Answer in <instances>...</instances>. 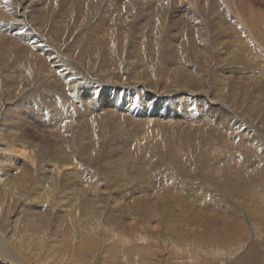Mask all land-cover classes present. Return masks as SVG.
Returning <instances> with one entry per match:
<instances>
[{"label": "bare ground", "instance_id": "6f19581e", "mask_svg": "<svg viewBox=\"0 0 264 264\" xmlns=\"http://www.w3.org/2000/svg\"><path fill=\"white\" fill-rule=\"evenodd\" d=\"M203 1L201 6L199 2ZM209 1L0 0V253L9 257L14 264L41 262L38 252L34 262L24 259L21 245L17 248V243L14 242L17 238L15 236L22 235L31 225L36 230L29 232L32 236L28 235L27 238L33 239L34 235L37 238L39 231L45 229L47 224L48 229H53L50 225H55L59 216L63 219L64 227L80 234L79 240L74 243L78 254V243L81 241L85 245L90 244L88 247L91 253L94 249L91 231L97 235L101 223L107 218L103 210L106 209L104 205L107 202H110L109 205L117 212L122 213V216L137 213H147L149 216L150 213L157 212L160 216L164 215L161 216V222H164L165 218L171 223L178 221L175 213L182 214L183 211L169 210L167 214L165 210L166 204L171 201L170 194L162 193L163 188L160 185L157 189L150 185H157L156 182L167 176L164 172H152L155 168L152 164L156 162L154 156L138 157L137 154L135 157L142 166L132 169L133 175L138 171L144 182L150 183L148 188L151 192L146 186L142 190L136 181H131L132 178L126 172L129 163L135 158L130 153L133 148L128 144L130 140H136L141 146H145V150H150L145 154L163 155L164 149L167 148L170 155H167L165 160H171L173 165L177 162L171 157H179L180 150L186 149L185 161L182 162L189 167L191 176L196 180L201 177L207 179V182H201L206 191L221 187L232 194L242 195L250 190L252 195H258L259 198V195H262L264 199V172L258 173V169H250V173L255 174L252 182L235 183L233 181L237 177L240 179L244 176L241 167H236L233 175L230 170H223L221 165L213 166L208 160V157L213 155L217 160L218 156L226 153L224 151L228 150L229 146H234L231 135L235 131L230 122L235 119L241 129H237L236 133L251 136V147L248 149L255 150L256 147L263 151L264 121L237 112L233 99L238 90L237 86H241L250 94V100L259 103L256 106L264 118V74H256L257 69L262 72L264 70V60H261L262 56L259 58L262 53L264 55V43L250 25V21H253L250 17L254 19L258 14L264 15V10L258 14L251 12L250 16L249 9L242 12L236 6L237 9L233 12L238 17V23L229 28L232 30L230 34L224 35L220 31L216 37H211L208 32L201 33L204 32L205 23L199 19L230 16L229 12L237 1ZM186 32L188 40L183 36ZM167 33L170 34L166 35ZM221 42H224L226 47L221 48ZM188 43L193 44L191 49L187 47ZM220 48H228L229 53L223 51L221 54ZM249 68L254 72V78H263L261 86L259 83L244 84L242 80L235 83L236 79L242 76L238 77L243 73V69ZM190 70H194L193 73L188 72ZM203 81L208 83L209 89L195 93L190 86L197 83L202 85ZM232 81L236 85L231 84ZM161 86H164L165 90ZM38 91L50 94L42 98V114L35 116L32 112L33 115H29V108H24L23 101L26 100L25 97L33 94L39 97ZM240 99H244V94ZM33 106L39 105L33 100ZM48 108L50 110L47 111ZM127 117L130 118L129 124L126 123ZM216 117L223 121L225 131L230 130L222 139V142L228 145L214 143L213 134L218 133V130H205L216 126L206 122V119L212 120ZM196 118H200L204 123H190L196 122ZM26 124L35 126L33 131L41 136V143H46L41 146L45 153L37 152V144H34L32 151L22 144L27 140V136L35 137L32 128ZM206 125L210 126L205 128ZM127 126L131 130L129 133H126ZM99 134L102 136L99 137ZM111 135L112 138L106 139ZM138 135L142 138H138ZM63 136L65 138L60 143L61 146H56ZM192 139L194 142L188 143ZM159 140L164 144L162 151L154 145ZM89 143L92 147H100V150L97 151L95 159L83 160L81 157L87 149L84 144ZM100 143H106L104 146L107 156L102 154L103 146ZM246 144L240 142L237 147ZM195 153L205 157L202 161H197L198 166L213 168L215 171L206 172L207 174L200 172L198 166L192 163V160L197 158ZM255 153L253 155H256ZM40 155H45L50 161L43 172H40ZM104 161L106 170L101 175L100 170L96 168ZM254 163L251 167L264 161ZM185 171L181 167V170L168 174L175 177ZM197 173H200L201 177ZM82 175H88L89 184L81 183ZM219 176L225 178L221 179ZM47 177L53 180L59 192L71 185L69 195L61 194L57 201L53 199L49 192L52 186L46 185L45 182ZM255 177L263 181H257ZM157 178L160 179L156 181ZM214 179L217 181H213ZM228 180L230 182H227ZM93 182H98L96 187L92 186ZM30 186L36 194L32 195V198H26V191ZM162 186L167 190L172 188ZM194 186H199V182ZM260 200L261 204L263 200ZM217 201L224 206L216 207L217 212L222 208L227 209L226 200L221 198ZM154 203L160 206L154 208ZM213 203L211 201V205ZM190 205L186 208H190ZM237 205L240 206L239 203ZM240 207L246 210L245 206ZM8 218L11 231L4 227V221ZM21 225L24 229L22 228V233H18ZM58 225L60 222L55 226ZM176 229L177 224L168 234L177 235ZM144 232L138 241L142 243L141 246L132 239L134 236L128 238L127 234L123 233L118 237L112 232V237L116 236L110 242L114 245L120 238L121 243H125L130 252H134L136 260L142 261L146 255L154 256L155 250L159 248L151 245L152 243L147 244L148 233ZM20 242L27 244V241ZM167 244L176 252L184 250L185 247L182 246L184 242L182 245L180 243V247L174 242ZM257 248H260L259 244L258 247L252 246L249 251L246 250L247 247L246 251L243 250L246 254L236 262L247 264L248 258L253 260L257 255ZM187 249L185 247V251ZM216 249L215 247L217 252ZM85 250L81 252L84 253ZM106 250L110 256L104 254L105 259L101 264H118L119 259L125 261L123 254L116 252V248L110 246ZM135 251L142 255L137 257ZM251 254H255L253 259ZM208 256L210 255H205L202 259L205 264L211 263ZM136 260L132 261L136 263ZM258 261L259 259L253 264H258ZM148 262L150 263V260Z\"/></svg>", "mask_w": 264, "mask_h": 264}, {"label": "rangeland", "instance_id": "374dc122", "mask_svg": "<svg viewBox=\"0 0 264 264\" xmlns=\"http://www.w3.org/2000/svg\"><path fill=\"white\" fill-rule=\"evenodd\" d=\"M210 1H217V0H210ZM236 1H237V3L235 4V6H233V9H231L229 12L230 16L229 15L228 16H220L218 18H217V16L216 17L212 16V17L207 18V19H199L205 23L204 32L202 31L201 33L208 32L211 37H216L220 31L224 35H226V33L230 34L229 32L232 30H230L229 28L232 27V25L238 23V20H237L238 17L233 12V10H235L237 8H239L240 11L242 10V12L249 9L250 10V16L252 15L251 12L258 14L259 12H261V10H264V1L263 2L262 1L258 2L257 0H255V2L253 0H236ZM199 3L202 6V4H204V1L199 2ZM236 6H237V8H236ZM259 6H260V8H259ZM260 16H263V17H260ZM260 16L258 14L257 16H255L254 19H253V17H250V19L253 20V21H250V25L253 27V30L255 31V33H258L260 41L262 43H264V36H263L264 35L263 34L264 33V15L260 14ZM245 17L248 18L247 15H245ZM218 19H219V21H218ZM196 21H195V23H196ZM206 22L207 23L209 22V23L207 24ZM217 23H219L218 26H217ZM207 27H209V28H207ZM168 34H170V33H167L166 35H168ZM187 34L188 33L186 32L185 35L181 34V36L183 35L188 40ZM192 45H193L192 43H188L187 47L191 49ZM211 45H212V47H215L214 44H211ZM220 46H221V48H223L224 46L226 47L224 42H221ZM216 48L217 47H215V49ZM221 51H222L221 54L223 53V51L224 52L228 51V53H229L228 48L221 49ZM262 51H264V49ZM260 56H262L261 60H264L263 53L261 55H259V58H260ZM194 70H190L188 72L193 73ZM259 70L260 69H257L256 74H261V73L264 74V70H263V72L259 71ZM253 75H254V72L252 73L250 71V68L249 69H243V73L238 75V77L241 76L243 78H241V77L237 78L235 83H237L238 80H242V81H244V84L249 85L251 83L253 85H256L259 83L261 86L262 82H263V78L261 76H259L256 79V78H254ZM235 83L232 81L231 84H235ZM153 84L154 83L152 82V86H153ZM239 85H241V84H239ZM161 87L163 90H165L164 86H161ZM190 87L193 89V91L195 93H199L200 91H202L204 89L205 90L209 89L208 83H206L205 81L202 82V85L197 83L195 86L192 85ZM237 88H238L237 93L235 94L234 99H233V106L236 108V111L239 113H242V114H247V116L251 115L252 117H254L260 121H264V118L261 116V112L259 111L258 107L256 106V104L258 105L259 103H256L257 101H253L252 99L250 100L249 99L250 94H248L247 91L245 89H243L241 86H240V88L237 86ZM49 94L50 93H48V92L42 93L41 91H38L39 97H37V95H35V94L25 97L26 100L25 99L24 100L26 102L23 101V104H24L23 106L26 109L29 108V109H27V113H29V115L30 114L33 115V113H34L35 116H38V115L40 116V114H42V111H43L42 110L43 108L41 107L42 106V98L44 95H49ZM243 94H244V99H240V97ZM33 100H34V103H37V105H39L40 107L39 106L34 107L33 106ZM29 102H30V104H29ZM33 109H35V110H33ZM28 110H29V112H28ZM48 110H50V109L48 108L47 111ZM244 110H245V112H243ZM262 111H263V109H262ZM45 113H48V112L45 111ZM234 118H236V116H234ZM128 119L130 120V118L127 117V119H126L127 124L130 123V121ZM196 120H197L196 122L190 121V123L191 122H194V123L198 122L199 124L204 123L203 121L200 120V118H196ZM206 122H208L209 124H212V125H216V126L215 127L213 126L210 129H205V128L210 126V125H206L204 128L205 130L212 131V132H215V130H218V133L213 134L215 136L214 143L218 142L222 145H228V143L222 142V139H223V136L225 135V133L230 132V130L225 131L226 128L223 124V121L222 120L219 121V118L216 117L215 119H212V120L206 119ZM231 123L233 126V131H235V133L231 135L232 139H233L234 146H229L228 150L224 151L226 153L218 156L219 158L217 160L214 159V155L208 157V160H210V162L212 163L213 166L221 165L223 167V170H227V171L230 170L233 175L235 174V172L237 170L235 168L241 167V172L244 174V176L241 177L240 179H238V177H237L233 182H235V183L236 182H247V181L252 182L253 176L255 174L250 173V169H258V173L264 172V163L255 164L256 162H259L260 160L264 161V147L262 149L263 151H261L260 149H257L256 147H255V150L254 149L249 150L248 148L251 147V145H250L251 136H242V135L236 133V130L240 129L239 128V122L236 119H235V121L230 122V124ZM192 125L194 126V124H192ZM263 125H264V122H263ZM26 126L32 128V131L35 127L33 124H26ZM127 127H126V129H127L126 133L131 132V130L129 129V126H127ZM33 133H34L35 137L27 136V140L22 142V144L25 145L26 147H28L29 151H32L34 144H37V146H38L37 152L38 153L39 152L45 153V149L41 148V146H45L46 143L45 142L41 143V141H40L41 136L37 135V133L35 131H33ZM50 134H52V132H50ZM228 135H229V133H228ZM101 136H102V134H99V137H101ZM139 136L140 135H138V138H142V136L141 137H139ZM112 137H113L112 135L107 136L106 139H110ZM162 137H163V135H162ZM64 138H65V136H63L61 138V140L58 141L59 144L56 146L60 147L61 146L60 143L63 141ZM92 138L95 139L94 136H92ZM159 139L162 140L161 137ZM95 140L97 141V139H95ZM100 140H102V138ZM161 140L155 142V144H154V145L158 146L160 151H162V149L164 148V144L160 143ZM262 140H264V137ZM136 142H137L136 140L128 141V144H131V146H133V148L130 150L131 155L133 157H135L137 154H138L137 155L138 157H142L141 155H146L149 157L154 156V159L156 162H155V164H152V166L155 167V168H153L152 172H164L167 174V176L165 178L161 179L159 182H156L157 185L145 183L144 178L140 177V172H138L136 170L137 173L135 175L132 174V169H138V167L142 166L141 164L138 163L136 157L133 158L134 160L132 159L133 161H131L129 163V166L126 168V172L128 173L129 177L132 178L131 181L133 183L136 181L141 186L142 190L144 189V186H146V188L149 190V188H148L149 184L156 189H157V186L160 185L163 188L162 193L170 194L171 201H170V203L166 204L165 210H166L167 214H169V210H174L176 212L177 210H175V209H178L179 212L183 211L182 214L181 213H179V214L175 213L176 216L179 218L178 221L177 220L174 221L173 222L174 224H173V223L167 221V219L165 218L166 220L164 219V222H161V216H164V215L162 214L160 216V215H158L157 212L150 213L149 216L147 213H145V214L140 213L139 215L137 213L135 215L132 214L129 216H126V215L122 216V213L117 212L114 207L109 205L110 202H107L104 205V206H106L105 208L107 209V211H106V209H103L106 212L107 218H105V221H103V224L101 223V227H100V229H98L99 231L97 232V235L95 232L91 231L92 237L94 239V249L91 252L93 256L90 253V247H88V246H90V244H86L87 245V248H86V245L84 244L83 241L78 243V245L80 246V250H79V254H78L77 246L74 243L76 240H79L78 238L80 237V234L77 232L73 233L71 231V228H69V227H64L62 225L63 219L61 216H59L57 218L58 221L56 222V224H58L60 222L61 226L60 225L55 226L56 224L53 225V223H51L50 227H54V228L48 229L49 224H47L45 229H43L42 231H39L40 234H38L37 238H35L36 235H34L33 239L27 238L28 235L32 236V234L29 232H34L33 231L34 227H32L31 225L26 228L25 232L22 235L15 236V238L16 237L17 238L15 239L14 242L17 243V248H19V246L21 245L20 247L22 248V255H24V257H23L24 259L29 260L30 262H34V260H36L35 259V257H36L35 255H37L36 252H38V254H40V256H41V262L39 264H85V263L86 264H101V262H103V259H105V257H103L104 254H107V256H110L109 251L106 250L107 251V253H106L105 249L112 246V247L116 248V252H121V255L123 254L122 258H125V261H124V259H122V261H121V259H119L118 264H127V263L128 264H143V263L148 264L149 263L148 260H150L149 264H151V263L152 264H159V263L160 264H205L202 260L205 255H210V256H208V258H210L212 264H236V263L238 264V262H236V260H238L239 257H242L244 254H246V252H245L246 250L249 251V249H251L252 246L258 247V244H259L260 248H263V250L260 248H257V250L259 249V251H258L259 253L256 252L258 256L257 255L255 256V254H251V257L252 256L257 257V259L254 257L255 261L259 259L258 264H264V216H263V214H264V210H263L264 209V202H263L264 199H263L262 195H259L260 196V198H259L258 195L257 196L252 195L250 190L246 191L242 195L236 194V193L232 194L231 192L227 191L225 188H221V187L217 188L216 190H211V191L207 190L206 191L203 189V187L205 185H203L201 182H203V180H204V182H207V179L202 178L200 173H197L201 178L196 180L195 177L191 176L192 174H190V172H189V167L185 164V162L184 163L182 162V161H185L184 152L186 151V149H183V146H182L183 151L180 150V156L179 157H171L172 159H176V162H177L176 165H173L171 160H168V161L165 160L166 156L170 155V153L167 152V148L164 149L163 155H161V153H160V155H157L155 153L145 154L146 151H150V150H145L146 149L145 146H141L138 142H137V146H136ZM145 142H147V141H145ZM193 142H194V140L192 139L188 143H193ZM240 142H242L244 144H246V143H248V144H246L243 147L238 148L237 146L239 145ZM186 143L187 142H185L184 145H186ZM100 144H102V143H100ZM105 144L106 143L102 144V146H103L102 147V154L107 156V150L104 146ZM84 145L87 146V149L84 151L81 159H83V160L95 159V155L98 154L97 151L100 150V147H92L90 145V143L84 144ZM75 146H76V144H75ZM134 147H135V149H134ZM216 148H217V146H216ZM196 149H199V148H194V150H196ZM250 151H252V152H250ZM253 151H255L256 153ZM185 153H187V151ZM253 153H255L256 155H253ZM260 153H262V154H260ZM191 155H192V153H191ZM195 155H197V158L193 159L192 163L194 165L198 166L199 163L197 161L204 159L205 157H202V155L200 153H198V154L195 153ZM259 157H261V159H259ZM262 157H263V159H262ZM39 158H40L39 159L40 172H43L47 167V164H48L47 162H50V161H48L46 159L47 157H45V155H42V156L40 155ZM228 159H231V160H228ZM253 162H255L254 163L255 166L251 167ZM79 163H80V161H79ZM82 163H84L86 165H90L86 162H82ZM181 167L184 169V171L185 170L186 171L179 173L180 175H176L175 177H173V176L168 174V172H171V171L181 170ZM248 167H250V168H248ZM96 169L100 170V173L102 175L106 170L105 161L102 164H98ZM198 170L204 174H207L206 172L215 171V169H213V168H209V167L201 168L200 166H198ZM34 175H35V173H33V177H34ZM36 175H38V174H36ZM230 176L232 177V175H230ZM98 177H100V176H98ZM219 178L223 179L225 177L222 178L219 176ZM255 178L257 181H263L258 177H255ZM159 179L160 178H157L156 181H158ZM45 180H46L45 181L46 185L52 186V188L49 189V192H50L51 197L53 199H55L56 201L58 200L59 195H61V194L62 195L63 194L69 195V190L72 189L70 187L71 185H69L66 189L63 190V192H59L60 190L54 184L53 180L51 181L50 178H48V177L45 178ZM127 180H130V179H127ZM169 180L172 182H169ZM197 181L199 182V186H194V184L198 183ZM213 181H217V180L214 179ZM227 182H230V180H228ZM81 183L89 184L88 175H86V176L82 175ZM97 183L98 182H93L92 186L96 187ZM219 183H220V181H219ZM263 183L264 182H262V184ZM162 185L169 186V187L172 186V188L167 190ZM34 194H36V192L34 191L33 187L30 186L26 191L25 197L26 198H32V195H34ZM106 196H108V195H106ZM254 196H255V198H254ZM245 197H247V198H245ZM252 197H253V199H252ZM221 198H222V200L223 199L226 200V203L228 206H227V209L222 208L221 209L222 211L219 210V212H217L218 210H215L216 207H224L221 203H219L217 201V199H221ZM258 198L263 200V201L260 200L262 202L261 204H260ZM107 199H108V197L105 198V200H107ZM253 200H254V202H253ZM256 200H258V201L255 202ZM211 201L214 202L213 205H211ZM251 202H253V203H251ZM238 203L240 206L241 205L245 206L246 210H244V208L238 206L237 205ZM170 205H171V207H170ZM181 205H184V207ZM187 205H190V208L188 207V209H187L186 208ZM159 206L160 205L154 203V208H158ZM223 212H225V213H223ZM230 212H232V213H230ZM117 213H119V214H117ZM134 216H136V217H134ZM145 216H148V217H145ZM4 217H6V214H4ZM200 217L201 218L204 217V218L201 219ZM144 218H146V219L144 220ZM142 222H143V224H142ZM9 223H10L9 218L6 221H4V227L7 231H11V227H10ZM175 223L177 224L178 230L177 229L176 230L178 231L177 232L178 234L177 235H175L176 233H174L172 235L168 234L176 226ZM19 228H20V231L18 230V233H22L21 230H22L23 226L21 225ZM148 229H149V231H148ZM34 230H36V229H34ZM144 231L146 233H148L146 235V237L148 239V240L146 239L148 242L147 244L149 245L152 243L151 245H153L154 247H159V248L157 250H155L154 256H152V255L147 256L146 255V256H144L142 261L136 260V257L133 256L134 252L133 251L130 252L127 245H125V243H121L120 238L118 239L119 240L118 243H116L114 245L111 244V242H110V240H113V238L115 239V236H116V235H114V237H112V235H111L112 232L117 234L118 237H121V234L123 233V234H127L126 236L128 238L134 236V237H132V239L134 238L135 243H138L137 245L141 246L140 244H142V243L138 242V241L140 240V236H142ZM244 232H246V233H244ZM98 234H99V236H98ZM128 234H130L131 236ZM137 234H138V236H137ZM19 236L21 237V239H18ZM136 237H138L139 239ZM99 238H101V239H99ZM102 238L103 239L108 238V239L103 240ZM20 240L27 241V244L20 242ZM101 240H102V242H101ZM225 240H227V241H225ZM256 241H257V243H256ZM99 242H101V243H99ZM122 242H124V241L122 240ZM161 242H162V244H161ZM168 242H174L179 247H180V243L182 245L184 242V244L182 246H185L188 249H187V251H185V247H184V250H182L180 252H176L175 249L170 248V246L167 244ZM118 246H120V247H118ZM123 246H124V248H123ZM160 247H161V249H160ZM215 247L217 248L216 249L217 252L219 251V248H221L220 249L221 252L219 251L217 253L214 250ZM243 247H246V248L248 247V249L243 248ZM83 249H86L84 253L81 252ZM206 249L208 251H206ZM26 250H28V252ZM164 250H165V252H164ZM243 250H245V251H243ZM261 250L263 251V253ZM126 251H128V252H126ZM235 251H237V252H235ZM113 252L114 251L112 250V253ZM208 252H211L212 254H206ZM213 253H214V255H213ZM135 254L137 255V257H140V255H142V253L139 254V252H136ZM259 254L263 255V256L261 255V260H260ZM125 255H126V257H125ZM96 257H97V259H96ZM253 257H252V259H253ZM248 259H249L248 261L246 260L247 264H250L251 262H252L251 264H253L255 262V261H253L254 259L253 260H251V258H248ZM132 260L133 261L136 260L137 262L135 263ZM126 261H127V263H126ZM211 263L207 262L206 264H211ZM239 263L241 264V262H239ZM0 264H14V263L9 259V257L4 255L3 253H0Z\"/></svg>", "mask_w": 264, "mask_h": 264}]
</instances>
